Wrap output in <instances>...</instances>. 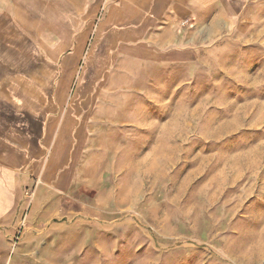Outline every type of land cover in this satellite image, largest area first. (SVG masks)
Segmentation results:
<instances>
[{"label": "rangeland", "instance_id": "1", "mask_svg": "<svg viewBox=\"0 0 264 264\" xmlns=\"http://www.w3.org/2000/svg\"><path fill=\"white\" fill-rule=\"evenodd\" d=\"M47 1L51 23L66 24L61 0ZM241 1L235 23L205 51V66L149 69L115 106L122 131L103 133L99 145L90 139L84 163L96 162L82 173L81 201L51 222L58 264H264V0ZM36 27L35 50L62 56L74 44H63V34L85 29ZM71 81L63 104L52 91L50 114L80 111ZM27 191L14 245L42 194L34 197V184ZM14 245L10 264H33Z\"/></svg>", "mask_w": 264, "mask_h": 264}, {"label": "crops", "instance_id": "2", "mask_svg": "<svg viewBox=\"0 0 264 264\" xmlns=\"http://www.w3.org/2000/svg\"><path fill=\"white\" fill-rule=\"evenodd\" d=\"M35 1L0 0V258L6 255L0 264H10L19 206L33 184L34 197L42 189L38 208L14 246L33 264L59 263L50 254L60 245L51 222L66 216L67 202L81 201L77 192L88 186L82 173L96 162L84 163L90 139L99 145L103 133L122 131L115 106L125 94L130 98L149 69L205 66V51L242 8L241 0H61L67 23L53 24L51 3L42 0L46 7L38 8ZM39 24L85 29L63 34V44H74L62 56L45 45L35 50ZM73 78L72 106L80 111L50 114L52 91L63 104ZM86 107L93 112L85 114Z\"/></svg>", "mask_w": 264, "mask_h": 264}, {"label": "built area", "instance_id": "3", "mask_svg": "<svg viewBox=\"0 0 264 264\" xmlns=\"http://www.w3.org/2000/svg\"><path fill=\"white\" fill-rule=\"evenodd\" d=\"M25 195L28 199H31V197L33 196V192L26 191Z\"/></svg>", "mask_w": 264, "mask_h": 264}]
</instances>
